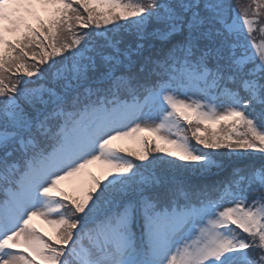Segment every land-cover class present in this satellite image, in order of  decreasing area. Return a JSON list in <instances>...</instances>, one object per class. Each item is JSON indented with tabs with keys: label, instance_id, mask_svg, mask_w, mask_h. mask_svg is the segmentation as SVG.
Wrapping results in <instances>:
<instances>
[{
	"label": "snow or ice",
	"instance_id": "1",
	"mask_svg": "<svg viewBox=\"0 0 264 264\" xmlns=\"http://www.w3.org/2000/svg\"><path fill=\"white\" fill-rule=\"evenodd\" d=\"M0 264H264V0H0Z\"/></svg>",
	"mask_w": 264,
	"mask_h": 264
},
{
	"label": "rangeland",
	"instance_id": "2",
	"mask_svg": "<svg viewBox=\"0 0 264 264\" xmlns=\"http://www.w3.org/2000/svg\"><path fill=\"white\" fill-rule=\"evenodd\" d=\"M156 123H159V121H156ZM173 133H174V129H173ZM118 143H121L125 147H129V144L132 143V142L131 141H119ZM133 146H135V145H133ZM91 170L93 172H95L97 175H100V173L102 171L101 168L98 165L91 166ZM63 186L67 190H69L70 192L73 191L74 186L70 182H64ZM34 223H36L38 227L44 228L45 231H49V232L51 231L50 229L47 228V226L41 224V222L39 220L34 221Z\"/></svg>",
	"mask_w": 264,
	"mask_h": 264
},
{
	"label": "trees",
	"instance_id": "3",
	"mask_svg": "<svg viewBox=\"0 0 264 264\" xmlns=\"http://www.w3.org/2000/svg\"><path fill=\"white\" fill-rule=\"evenodd\" d=\"M189 135H190V132L188 133ZM132 147H135V146H133V145H129V148H132ZM224 158H222V160H223Z\"/></svg>",
	"mask_w": 264,
	"mask_h": 264
}]
</instances>
